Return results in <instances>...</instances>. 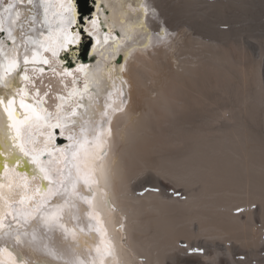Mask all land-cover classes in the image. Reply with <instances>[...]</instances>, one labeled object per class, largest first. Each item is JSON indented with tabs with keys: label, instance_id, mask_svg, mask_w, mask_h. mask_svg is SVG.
<instances>
[{
	"label": "bare ground",
	"instance_id": "1",
	"mask_svg": "<svg viewBox=\"0 0 264 264\" xmlns=\"http://www.w3.org/2000/svg\"><path fill=\"white\" fill-rule=\"evenodd\" d=\"M150 2L158 18L149 27L172 35L124 74L128 106L113 122L109 152L116 254L120 264H200L204 257L183 254L182 240L216 264L222 255L236 264L234 254L264 240V52L250 63L245 40L264 39V0ZM172 185L187 200L139 195Z\"/></svg>",
	"mask_w": 264,
	"mask_h": 264
},
{
	"label": "snow or ice",
	"instance_id": "2",
	"mask_svg": "<svg viewBox=\"0 0 264 264\" xmlns=\"http://www.w3.org/2000/svg\"><path fill=\"white\" fill-rule=\"evenodd\" d=\"M119 3L0 0V264H120L109 230L113 122L128 106L129 62L172 34L149 27L150 0ZM144 192L187 200L174 185ZM177 245L216 264L203 247Z\"/></svg>",
	"mask_w": 264,
	"mask_h": 264
},
{
	"label": "rangeland",
	"instance_id": "3",
	"mask_svg": "<svg viewBox=\"0 0 264 264\" xmlns=\"http://www.w3.org/2000/svg\"><path fill=\"white\" fill-rule=\"evenodd\" d=\"M262 32L263 31H261L260 33H262ZM248 37H246V39H245L246 42H247L246 44H248L247 45V47H248L247 58H249L248 60H249L250 63H253V61L259 57V54L261 53V51L264 52V47H263L264 46V39H261L262 37H260L259 40L254 38V36H248ZM260 41H261V43H260ZM262 58H263V61H262L261 70H262V76H263V81H264V53H263V57ZM199 110H197V111H199ZM200 111H202V110H200ZM199 114H201V112ZM199 114H198V116H199ZM202 114H203V111H202ZM196 119H193V120H196ZM198 119H199V117H198ZM263 128H264V125H263ZM263 131H264V129H263ZM237 252L238 251H236V253ZM238 256H241V255L238 254V253L234 254L233 258L237 260ZM243 256L245 257L246 264L248 262L251 263V264H264V240L260 244V246H258V248L255 251H252V252L250 251V253L247 252V255L244 254ZM188 257L191 258L192 260L196 258V257L187 256V258ZM224 257H225L224 255L221 256V260H222L221 264H227L226 260L224 259ZM246 257H247V259H246ZM192 263L193 262H187V264H192Z\"/></svg>",
	"mask_w": 264,
	"mask_h": 264
},
{
	"label": "water",
	"instance_id": "4",
	"mask_svg": "<svg viewBox=\"0 0 264 264\" xmlns=\"http://www.w3.org/2000/svg\"><path fill=\"white\" fill-rule=\"evenodd\" d=\"M86 61H88V58H86ZM86 61H85V62H86Z\"/></svg>",
	"mask_w": 264,
	"mask_h": 264
}]
</instances>
